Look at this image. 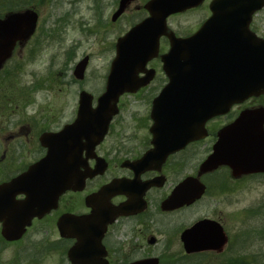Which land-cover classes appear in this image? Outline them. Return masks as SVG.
Masks as SVG:
<instances>
[{"label": "flooded vegetation", "instance_id": "obj_1", "mask_svg": "<svg viewBox=\"0 0 264 264\" xmlns=\"http://www.w3.org/2000/svg\"><path fill=\"white\" fill-rule=\"evenodd\" d=\"M212 1L204 0L197 9L206 10L197 23L182 30L171 29L168 20L174 16L169 17L167 33L177 39L193 36L211 16ZM37 8L34 0H0V21L28 10L36 14L31 33L0 65V264H215V255L224 250L187 253L181 235L199 221L221 225L215 220V194L240 192L250 179L264 181V173L234 176L226 166L200 172L218 132L253 107L237 114L232 107L220 117L201 115L203 108L188 97L203 94L204 85L201 90L172 86L161 60L170 50L163 35L155 57L137 75L138 87L119 95L104 135L91 150L85 130L91 114H79L80 94L87 92L80 90L76 99V84L85 81L76 79L77 63L65 55L55 69L52 59L44 73L32 68L42 47ZM261 12L251 18L249 34L242 33L244 21L235 20L231 37L215 29L202 42L211 39L209 45L220 49L264 41ZM113 50L115 56V44ZM110 64L103 91L96 98L88 93L90 111L105 93ZM128 99L137 105H128ZM97 163L105 164L102 173L77 187V176ZM188 179L203 187L191 204ZM176 193L177 204L167 209ZM192 210L200 216L188 225ZM233 259L228 264L238 263ZM254 264H264V258Z\"/></svg>", "mask_w": 264, "mask_h": 264}, {"label": "water", "instance_id": "obj_2", "mask_svg": "<svg viewBox=\"0 0 264 264\" xmlns=\"http://www.w3.org/2000/svg\"><path fill=\"white\" fill-rule=\"evenodd\" d=\"M133 1L135 0H119L112 21ZM202 1L149 0L144 5L148 17L117 39L116 56L110 66L105 93L97 99L96 109L90 111L92 97L89 94L82 92L79 98V114H91L92 118L91 126L85 129L91 134V150L104 135L115 113L119 95L134 91L138 87L140 81L137 75L147 61L155 57L159 37L163 35L170 40L168 54L161 57L163 70L170 77L172 86L192 84L196 85L197 90H201V85H204L203 94L188 97L189 101H195L196 107L203 108L198 112L204 117L225 115L233 105L264 95V42L247 41L240 46H230L225 50V57L219 56L215 63L213 47L201 45L202 36L213 34L215 29H219L221 34L232 35L233 22L237 18L246 22L244 29L248 34L247 26L251 15L264 7V0H215L209 7L212 16L194 36L189 39H175L172 34H167V17L194 8ZM35 21L36 14L32 11L0 21V65L10 56L15 43L31 33ZM206 52L209 55L206 56ZM199 60L204 62L200 63ZM87 61L88 58L85 57L76 65L77 79L83 78ZM149 74L152 76L153 72L149 71ZM214 77L215 81H212ZM213 82L214 90L211 89ZM179 113L180 108L177 111ZM188 114H191L190 110ZM263 126V107L242 111L233 123L218 132L213 151L202 163L200 172H210L219 166H227L234 176L264 173ZM104 168L105 164L97 163L92 171L78 175L77 187H82L86 178L102 173ZM110 188L108 186L106 191H100L98 200ZM187 188V203L191 204L199 197L203 187L196 180L188 179ZM179 197L176 193L173 199L166 202V208L175 207ZM181 240L187 253L206 250L220 253L227 243L222 227L209 221L195 223L182 233Z\"/></svg>", "mask_w": 264, "mask_h": 264}, {"label": "rangeland", "instance_id": "obj_3", "mask_svg": "<svg viewBox=\"0 0 264 264\" xmlns=\"http://www.w3.org/2000/svg\"><path fill=\"white\" fill-rule=\"evenodd\" d=\"M145 1L138 0L112 22L111 16L118 0H34L40 16L42 47L36 55L33 70L44 73L49 59L54 62L55 69L64 63L65 55L76 63L88 56L85 81L75 87L76 99L80 90L96 98L103 91L106 73L114 56L116 38L146 16L141 9ZM204 10L199 8L174 16L168 20V25L171 29L180 30L194 25ZM257 18L263 28L264 9ZM20 80L23 82L25 78ZM134 102V99L126 100L131 106L137 105ZM250 106H264V96L235 106L232 113L237 114ZM222 122H215V125ZM241 187L243 189L240 192L215 194V220L221 224L228 237L224 252L215 255V264H228L229 260H235L233 258H236L237 264H254L264 258V181L250 179ZM199 216V211H189L188 225Z\"/></svg>", "mask_w": 264, "mask_h": 264}]
</instances>
